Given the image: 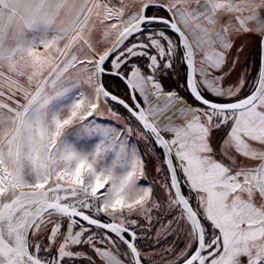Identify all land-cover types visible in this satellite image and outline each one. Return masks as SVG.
Segmentation results:
<instances>
[{"label":"snow or ice","instance_id":"snow-or-ice-1","mask_svg":"<svg viewBox=\"0 0 264 264\" xmlns=\"http://www.w3.org/2000/svg\"><path fill=\"white\" fill-rule=\"evenodd\" d=\"M0 264H264V0H0Z\"/></svg>","mask_w":264,"mask_h":264},{"label":"rangeland","instance_id":"rangeland-1","mask_svg":"<svg viewBox=\"0 0 264 264\" xmlns=\"http://www.w3.org/2000/svg\"><path fill=\"white\" fill-rule=\"evenodd\" d=\"M255 44L254 43H252V44H250L249 45V49L247 50V52H246V55H247V57H248V63H249V65H251L252 64V62H253V60H254V53H255ZM242 59H243V57H242ZM243 69H241V71H242ZM135 137H132V140L133 141H135ZM141 147H142V145H141ZM151 181V177H149V182Z\"/></svg>","mask_w":264,"mask_h":264}]
</instances>
